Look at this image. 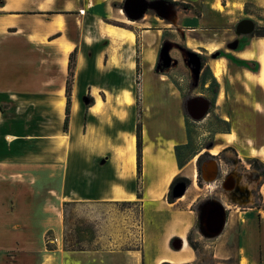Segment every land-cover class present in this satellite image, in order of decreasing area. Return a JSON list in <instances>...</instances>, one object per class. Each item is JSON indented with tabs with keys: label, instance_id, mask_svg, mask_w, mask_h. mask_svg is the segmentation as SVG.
I'll use <instances>...</instances> for the list:
<instances>
[{
	"label": "crops",
	"instance_id": "0c3cea01",
	"mask_svg": "<svg viewBox=\"0 0 264 264\" xmlns=\"http://www.w3.org/2000/svg\"><path fill=\"white\" fill-rule=\"evenodd\" d=\"M0 1V48L11 56L9 64L0 63V90L9 96L10 104L4 120L22 122L20 128L7 127L2 132L10 140L2 139L0 150V259L60 264L59 259H71L67 254L77 253L62 250L65 203L139 202L144 264L191 263L195 251L187 237L194 214L167 201L171 183L189 178L186 172L192 161L179 166L174 153L176 146L189 143L187 108L171 76L179 55L162 46L165 40L158 22L164 18L152 10L154 14L131 21L119 6L124 0ZM202 4L205 12L187 26L186 44L189 49H203L200 54L210 80L218 84L213 102L219 106L222 100L225 106L220 117L228 121L230 131L217 133L215 142L219 136L233 134L235 142H220V152L235 150L242 160L263 162L254 152L250 155L247 146L253 144L256 152L264 150V83L256 80L264 66V37L236 33L230 37L226 18L235 20L247 4L264 15V0H229L225 5L220 0H203ZM208 15L211 25L202 26ZM253 22L264 27L262 17ZM54 35L58 36L51 38ZM63 47L69 48L67 54ZM73 51L70 115L64 131L67 66ZM195 51L199 52L192 49L189 57ZM217 63L219 77L213 72ZM243 63L257 64L258 69L252 72ZM51 118L56 121L54 129L49 127ZM257 186L264 195V182ZM249 212L257 215L258 211L251 208ZM242 232L250 252L238 264H259L258 231ZM174 238L182 242L178 251L170 250ZM185 243L190 248L186 252ZM213 260L229 264L228 259Z\"/></svg>",
	"mask_w": 264,
	"mask_h": 264
},
{
	"label": "rangeland",
	"instance_id": "374dc122",
	"mask_svg": "<svg viewBox=\"0 0 264 264\" xmlns=\"http://www.w3.org/2000/svg\"><path fill=\"white\" fill-rule=\"evenodd\" d=\"M170 1L177 4L170 6L173 13L170 12L169 8L167 16L158 23L162 26L163 40H165L162 46L168 45L171 53L179 55V59L174 58L175 66L171 68L173 69L171 73L173 81L183 92L185 102L198 96L213 99L210 84L208 83L207 86L202 85L203 80L210 81V73L207 71L203 75L198 73L188 55L192 49L199 51H195L198 54L203 53V49L192 46L189 49L186 44V34L189 30L187 26H193L197 18H201V14L205 12L202 4L203 0ZM228 1L220 0L221 5H225ZM222 11L226 10L221 9ZM239 13L240 15L235 16V20L226 18V26L230 28L228 32L230 37L236 36L235 27L238 19L248 16L251 17L249 19L252 21L260 17L264 18L263 11L251 4L245 5ZM146 14L154 13L152 10H148ZM123 15L125 14L123 13ZM211 21L210 15L204 16L201 24L202 26H210ZM193 36L198 37L196 33ZM10 58L9 51H2L0 48V63L9 64ZM204 58L206 59L205 56ZM163 65L164 63L162 68ZM164 70L163 68V72H166ZM8 97L0 90V150L2 149V139L10 140L9 136H2L3 130L7 127L20 128L22 124L21 120L17 119L4 120L8 117L6 114L10 109ZM9 99L15 100L16 98L11 97ZM214 99L216 100V98ZM61 104L62 101L59 106ZM224 112L225 106L222 100L219 101V106H216L214 102L207 116L201 121H192L184 109L189 148L183 152L181 161H184V159L187 162L192 161L191 164L196 171V177L194 179L186 178V186L188 187L183 196L175 199L171 194V200L175 203V208L191 211L195 217L194 226L187 237L196 246L195 255L191 256L193 261L189 264H214L213 259H228L229 264H238L239 259L249 256V245H245L242 240L244 237L242 231H248L249 229L258 231L257 237L260 247L258 262L264 264V220L262 219L264 195L259 193L257 186L259 182H264V176L259 178L257 175L255 177L256 174L253 173L255 170L254 160L239 159L235 150L220 152L219 149L216 154L212 153L213 148L219 144L217 140L215 142L216 134L230 131L228 121L220 117L224 116ZM35 123L38 124L37 121ZM49 127L51 129L56 127V121L52 118L49 119ZM247 148V152L249 151V154L252 155L251 153L255 150L253 144H248ZM209 156L218 161L220 171L218 179L214 183L206 184L198 175L196 161L200 158V166L209 159ZM257 168L259 167L256 166ZM228 176L235 179V185L238 188L239 185L246 186L247 192L237 193L225 188L221 189L219 187L220 183ZM237 194L242 197H238ZM212 203L221 205L227 213L222 232L214 237L208 236L202 229L204 210ZM251 208L258 211L257 215L249 212ZM142 214L143 207L139 202L133 204L110 203L100 206L69 204L63 207L62 250L67 252L76 251L77 253L67 254L71 255V259H59L60 264H144L147 259H141L144 256L143 246H145L141 237ZM0 224L3 225V222H0ZM52 238L51 234L47 235V239L51 240ZM49 247L52 248V245ZM186 249L190 250L188 247ZM170 250L173 251L172 247H170ZM8 256H12L11 253H8ZM16 262L17 259H6V257L0 259V264H15ZM24 262L25 264H36L34 259H24Z\"/></svg>",
	"mask_w": 264,
	"mask_h": 264
},
{
	"label": "water",
	"instance_id": "95a60500",
	"mask_svg": "<svg viewBox=\"0 0 264 264\" xmlns=\"http://www.w3.org/2000/svg\"><path fill=\"white\" fill-rule=\"evenodd\" d=\"M167 7H169L165 0H124L122 4V11L125 16L131 21H137L146 14L148 10L156 11L161 18L167 16ZM255 30V24L249 19H243L239 21L235 27V33L237 36H249L252 35ZM194 58H198L195 53L190 54V61L196 64L197 61ZM199 66L197 65L196 71L198 72ZM187 113L193 121H201L208 114L209 102L202 97H192L186 102ZM218 163L215 160H209L204 162L200 166V178L206 184H211L217 179ZM235 187V179L232 176L227 177L225 180L224 188L232 190ZM187 186L183 183L173 185L171 188V194L173 198L178 199L185 193ZM170 190V189H169ZM203 230L210 236H218L225 225V210L221 205L212 203L208 205L202 218ZM171 247L178 251L182 247L181 240L174 238L171 241ZM169 264V263H167Z\"/></svg>",
	"mask_w": 264,
	"mask_h": 264
},
{
	"label": "trees",
	"instance_id": "16d2710c",
	"mask_svg": "<svg viewBox=\"0 0 264 264\" xmlns=\"http://www.w3.org/2000/svg\"><path fill=\"white\" fill-rule=\"evenodd\" d=\"M170 2V1H168ZM0 4H2V2L0 1ZM176 4V3H175ZM116 6V5H115ZM120 7H122V5H119ZM58 35H54L51 38H55ZM251 36H255V37H264V27H256L255 30L253 31ZM219 56L218 54H214L213 57ZM243 65L245 67H247L250 71L252 72H256L258 69V65L254 64L253 66H249V64L247 63H243ZM74 66H75V51H73L70 55H69V61H68V66H67V72H68V77L66 80V84H65V98H66V103H65V118H64V122H63V130L66 131L68 128V122H69V115H70V105H71V84H72V78H73V71H74ZM207 72H209L208 70H206ZM206 81L203 80L202 84H205ZM210 88L213 89V92L216 93L217 92V88H218V84L216 83V81L214 79L210 80ZM188 144L187 145H180V146H176L174 148V153H175V157L177 159L178 165L182 166L183 164L187 163V160L184 159V161L182 160V156H183V152L188 150ZM141 141H140V127H138L137 129V170L138 173H140V167H141ZM199 162H200V158L197 159L196 163L198 165V175H200V166H199ZM177 181L174 180L171 185H170V190L168 192V197H167V201L169 203H173V201L171 200V188L173 187L174 183ZM68 204H64V206H67ZM188 244L189 246L195 250L196 246L195 244H193L189 238H187ZM48 249H50V247H47ZM75 250V249H73ZM162 264H167V263H162Z\"/></svg>",
	"mask_w": 264,
	"mask_h": 264
},
{
	"label": "flooded vegetation",
	"instance_id": "af4514ba",
	"mask_svg": "<svg viewBox=\"0 0 264 264\" xmlns=\"http://www.w3.org/2000/svg\"><path fill=\"white\" fill-rule=\"evenodd\" d=\"M152 1V0H151ZM165 2H166V4L168 5V6H171V5H173L172 3H170V2H168V1H166L165 0ZM168 8V7H167ZM255 28H256V26H255ZM196 54V53H195ZM197 55V57L198 58H194L196 61H197V63L196 64H193V66H194V68L196 69V67H197V65L199 66V70H198V73H200V74H204V72H206V70H207V68H205V64H204V59H203V57H202V55H200V54H196ZM209 84H210V82H209ZM202 85H204L205 86V84H202ZM203 86V87H204ZM213 94H215L214 92H213V89H212V96H213ZM199 97V96H198ZM204 99H206L208 102H209V108H208V111L212 108V106L214 105V102H213V99L212 98H209V99H207V98H204ZM240 159V158H239ZM209 160H215L214 158H212V157H210L209 156V159L208 160H206V161H209ZM254 161H253V165H255V170L253 171V173L254 174H256V176L255 177H257V175L259 176V178H261V177H263L264 176V163H261L259 160H257V159H253ZM205 161V162H206ZM216 161V160H215ZM204 163V162H203ZM202 163V164H203ZM217 163H218V161H217ZM201 164V165H202ZM200 165V166H201ZM219 163H218V170H217V179H218V175H219V171H220V168H219ZM256 166H258L259 168H257V169H259V170H257L256 169ZM229 177V176H228ZM216 179V180H217ZM227 179V178H226ZM226 179H224V180H222V182L220 183V185H219V187L221 188V189H224V185H225V180ZM215 180V181H216ZM214 181V182H215ZM186 182H187V179L185 178V177H180V178H177V181L174 183V185H177V184H181V183H183L184 185H186ZM213 182V183H214ZM205 183V182H204ZM188 187V186H187ZM247 187L246 186H244V185H239V188H238V186H236L235 185V187L232 189V191H236L237 193H244V192H247ZM238 195V197H242L240 194H237ZM179 199V198H178ZM226 219H227V213H225V221H226ZM202 229H204L203 227H202ZM195 251V250H194Z\"/></svg>",
	"mask_w": 264,
	"mask_h": 264
},
{
	"label": "bare ground",
	"instance_id": "6f19581e",
	"mask_svg": "<svg viewBox=\"0 0 264 264\" xmlns=\"http://www.w3.org/2000/svg\"><path fill=\"white\" fill-rule=\"evenodd\" d=\"M168 12H169V10H168ZM63 45H65V44H63ZM63 52H64V54H67L69 52V48L63 47ZM213 69H214L213 72L215 73V76L219 77L221 74V65L219 63H217ZM256 80L260 83H264V66L262 67L261 71L257 75ZM61 106H62V104H61ZM224 141L227 143H234L235 142V136L233 134H231L230 136H220L219 138H217V142L219 144L216 145L215 148H213V150H212L213 154H216L217 152H219V149L221 148L220 142H224ZM253 152L255 155H257V157H259L264 162V150H261L260 152H256V151H253ZM186 174H187V176H189L192 179H194L196 177V171L193 168V166H190L189 168H187ZM186 248L187 247H186V243H185L184 248H183L184 252L188 251V249H186ZM174 260L182 261V259H174Z\"/></svg>",
	"mask_w": 264,
	"mask_h": 264
}]
</instances>
